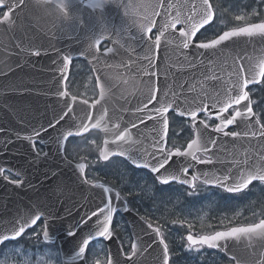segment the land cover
Returning a JSON list of instances; mask_svg holds the SVG:
<instances>
[{"label": "water", "instance_id": "1", "mask_svg": "<svg viewBox=\"0 0 264 264\" xmlns=\"http://www.w3.org/2000/svg\"><path fill=\"white\" fill-rule=\"evenodd\" d=\"M163 1L164 6L161 7L160 0H103L101 8L93 9L87 4L69 0L70 7L65 14L57 7L59 0H23V4H19V0H0L3 4L0 9L11 12L8 21L0 20V108L5 105L7 110H13L15 115L8 114V118L13 120V127L21 129L13 135L19 144L12 146L9 155L11 164L8 167L21 178V182L10 184L0 180V238L11 236L24 221L30 223L31 218L40 215L48 232L47 239L43 233V241L56 243L58 240L63 264H87L88 247L83 258H76V254L82 243L81 238L88 236L89 228L86 225L77 227V224L91 216L92 212H99L108 202V197H111L112 207L116 210L114 216L121 212L128 222L132 244H136L135 254L131 249L125 255L122 243L112 231V225L111 239L98 237L90 244L103 239L108 249V260L110 257L112 264H164L166 242L160 229L152 224L149 228L150 223L132 211L127 201L109 185L89 183L85 177L87 165L84 162L73 163L66 159L64 150L68 139L86 135L92 130L104 135L101 151L107 149L110 153H125L123 156L110 154L105 160L101 158L100 151L101 161L123 157L134 167L150 171L159 182L158 177L175 175L178 179L170 180V183L194 189L197 182L229 192L228 187L241 183L242 173L264 169V137L259 135L261 122L256 123V115L251 119L238 117L235 124L226 128L233 127L241 134L235 138L217 133L209 126L204 129L200 123L204 120L198 118L204 114L216 119L219 124L216 118L218 109L229 95L237 94L231 91L237 81L258 77L260 64L264 62V35H240L215 48H198L196 45L199 43H194L196 36L214 22L215 12L212 8L213 19L197 32L188 49L180 46V30L176 31L178 26L187 28L186 24L164 31L160 46L156 48L155 39L150 38L151 33L159 35L177 11L183 18L191 15L193 9L203 11L205 7L202 0ZM148 4L152 5L151 14L147 10ZM157 12L160 15H156ZM152 21H155V26L151 32H146ZM11 23L15 28L9 32L3 31ZM97 40L100 44L109 42L108 49L112 51L101 52L95 46ZM36 52L39 55L34 54ZM72 59H84L93 68L99 90L98 99L93 103L70 97L65 91ZM16 66L25 70L16 72ZM263 79H260V83L249 84L246 90L261 84ZM3 81L8 83L9 89L19 90L13 91L11 99L3 93ZM40 86L49 88L51 99L47 101L39 97L37 89ZM21 88L25 91L22 92ZM154 92L156 99L150 102ZM248 103L252 106L250 93L249 100L234 107L243 111ZM168 104L172 107L167 113L157 112V109ZM203 105H208L209 111L198 112L193 127L194 139L199 131L202 138L208 141L206 146L209 151L196 152V155L202 154L204 157L200 160H211V163H198L191 157L173 156L167 171L161 169L158 173L152 172L151 166H155L162 156L159 150H165L167 145L168 114L194 111ZM69 108L71 111L64 120L54 128L49 127ZM228 112L224 114L225 117L231 116ZM183 117L190 120L193 126L191 116ZM164 119L168 121L166 136ZM97 120H100L99 126L93 127ZM85 124L88 126L87 131L83 130ZM132 124L137 126L133 128ZM125 129L132 141L105 145L106 140H114ZM69 132L73 135L68 136ZM77 132L81 134L76 135ZM252 132L257 135L252 136ZM65 136H68L67 140ZM213 140L215 146L211 143ZM36 142L45 147L44 154L36 151ZM7 149H11V145ZM128 156L150 167H137ZM3 164L4 159L0 158V168H3ZM81 164L85 166L83 170L79 167ZM185 167L188 168L187 174L183 172ZM183 180L190 183H181ZM247 188L229 193H241ZM104 189L109 191L106 193ZM10 193L14 194L13 200H9ZM22 201L28 217L24 221L19 215ZM96 219L93 216L89 225L94 226ZM35 225L26 227L25 232ZM248 226H236L218 232ZM155 229H159V234ZM69 231L76 235L69 236ZM21 236L3 240L0 246ZM219 245L215 248L199 246L221 251L234 264H264V237L240 234L219 241Z\"/></svg>", "mask_w": 264, "mask_h": 264}, {"label": "rangeland", "instance_id": "2", "mask_svg": "<svg viewBox=\"0 0 264 264\" xmlns=\"http://www.w3.org/2000/svg\"><path fill=\"white\" fill-rule=\"evenodd\" d=\"M217 18L213 25L205 29L198 41H208L222 31L244 23H252L264 18V0H211ZM244 20H236V16ZM76 96L96 99L97 88L91 70L82 62L75 63L68 87ZM255 110L264 121V82L250 91ZM171 145L183 147L190 138L188 122L179 115L170 116ZM100 133H91L81 139H73L67 147V156L73 160L90 162L88 179L102 178L123 191L136 211L158 224L165 233L171 248L172 264H226L225 257L215 252H205L183 245V236L188 231L208 232L239 222L249 223L264 217V184H259L239 196H224L219 190L201 188L189 192L178 186H160L153 177L133 169L122 159L106 164L99 163L97 154L101 147ZM110 183V184H111ZM115 231L129 248L131 237L125 221L116 217ZM43 227L39 225L29 235L16 243L5 245L0 251V264H62L57 245H43L40 237ZM89 264H106L107 250L103 242L94 243L88 251Z\"/></svg>", "mask_w": 264, "mask_h": 264}, {"label": "snow or ice", "instance_id": "3", "mask_svg": "<svg viewBox=\"0 0 264 264\" xmlns=\"http://www.w3.org/2000/svg\"><path fill=\"white\" fill-rule=\"evenodd\" d=\"M47 2V0H45ZM73 3H79L81 5L87 4V7L97 9L101 8L103 5V0H72ZM203 5L205 6L203 11H196L193 9V13L191 15L185 16L182 18L181 13L177 11L176 15L171 18L169 23L164 25V30L160 32L159 35L156 36L154 44L156 48H159L161 43V37L164 35V31H166L168 28L175 29L177 25L180 24H186L187 28H181L179 32V38H180V46H182L183 49H188L190 47V44L192 42V38L196 36L197 32L200 31L201 28H203L205 25L209 24L210 21L213 19V11H212V5L209 3V0H202ZM19 4H23V0H19ZM0 6H3L2 2H0ZM19 6V5H17ZM163 0L161 2V7H163ZM57 7L61 10L62 13H67L70 7L69 0H59L57 3ZM171 7V6H170ZM11 12H6L3 17V21H8L10 18ZM156 15H160L159 12L156 13ZM236 20H244V16H236ZM155 26V21L151 22V27H148L146 29V32H151L152 27ZM143 27V26H142ZM264 35V23L259 24H251L244 27L235 28L230 31L224 32L222 35H220L217 39L212 40L208 43L201 42L198 45H196L198 48L201 49H209V48H215L217 45L221 44L224 41H227L235 36L240 35H246V36H253V35ZM96 48L99 49L100 41L97 40L95 44ZM89 47L91 48L92 45L90 44ZM108 52H111L112 49H107ZM36 55H39V52L34 53ZM67 59V58H66ZM243 68L241 67V71ZM216 78V77H214ZM264 78V62H261L260 64V71L258 74V77L253 76L251 78H244L241 81H237V83L233 86L231 89L232 92H236V95H229L228 99L223 103L222 106L218 109L217 119L220 121L219 124L216 125V127L213 129L217 133H223L224 135H231L232 137H238L241 134L238 132H227L225 129L228 126H231L236 123L238 117H242L245 119H251L255 113H253V109L250 103L246 104L244 106V110L242 111L240 108H235L233 114L230 117H225L224 114L229 111V109H233L234 105H241L242 102L249 100V92L246 90L248 88L249 84L252 83H260V79ZM155 92L150 98L151 100H155ZM86 103V102H85ZM147 105H145V108ZM172 107L171 104H168L167 106H163L160 109H157V112L161 114H165L169 111V109ZM212 107H216V105H213ZM71 111V108L68 109L61 117L60 119L56 120L55 123H50L49 127L54 128L57 124L60 123L61 120H64V118L68 115V112ZM137 111H143V109H137ZM199 111L208 112L209 106L203 105L200 108H197L194 111H180L179 115L184 116L188 115L191 116L193 120V127L195 128V120L197 117V114ZM91 119V115H89V120ZM102 119V118H101ZM143 122V121H141ZM204 129L208 128V125L205 121L200 122ZM256 123L259 124V119L256 120ZM100 124V120H97L96 123L93 125V127H97ZM137 125L132 124V127L135 128ZM118 127V126H117ZM163 128H164V135L167 134L168 129V121L167 119L163 120ZM260 128L262 129L259 133L260 136L264 137V124H260ZM84 131L88 130L87 124L84 125ZM76 135H80V132L75 133ZM39 135V133H37ZM73 135L72 132L68 133V136ZM244 135H248V133H245ZM252 136H256V132L251 133ZM68 136H65L64 139L67 140ZM129 142L132 141L131 135L128 133V130L125 129L124 132H121L120 135L116 136L114 140L112 141H105V145L112 143L117 144L118 142ZM207 140H204L201 136V133L197 131L196 138L191 140L190 143H188L187 148L184 151H181L179 148L175 149L174 151L167 152L164 154L165 150L160 149L162 156L157 161V164L155 166H151V171L154 173H158L161 171V169H164L167 171V167L170 165V162L172 160L173 156H183V157H191L192 160L197 161L198 163H211V160H200L196 152L204 151L208 152L209 149L207 148ZM212 145L215 146V141H211ZM125 155L124 152L120 153H110L107 151V149L101 151V158L107 160L109 158V155ZM128 159H132L133 164H135L137 167H150L149 164H139L135 159H133L131 156L127 157ZM155 158V157H154ZM80 169L83 170L85 167L83 164L79 165ZM4 172V169L0 168V174ZM183 172L185 174L188 173V168L185 167L183 169ZM5 179L7 177L5 176ZM160 179V182L163 184L170 183V180H177L178 177L175 175H172L168 178L164 177H158ZM260 181L264 182V169H256L255 171H250L246 174L241 175V183L237 184L234 187H228L227 191L229 192H239L243 189L247 188L250 184H252L253 181ZM13 183H20V181H12ZM181 183H190L187 180L181 181ZM194 186V185H193ZM104 191L107 193L109 190L104 189ZM119 194H117L118 196ZM115 209L112 207V199L111 197H108V202L104 205L103 208L99 209V212H92L91 216H88L87 219H83L81 222H78L77 227L82 226H88L89 232L87 237H82V243L78 246V252L76 254V258H83L84 253L90 244V242L98 237H102L105 239H111V225L113 216L115 213ZM102 215V219H100V216ZM95 216L97 219L94 221V226L89 225V221L92 219V217ZM40 215H35L33 218L29 221H24L18 229L14 230L11 234V236L5 235L2 238H0V243L3 242V240L7 239H15L19 236H21L25 232V228L31 225L36 224L38 220H40ZM149 228L152 227L151 224L148 225ZM157 234H159V229H155ZM240 234H251L256 235L260 237H264V220H261L258 224L250 225L248 227L244 228H232L230 231L227 232H216L214 235L210 236H200L198 238L193 237L191 234L187 236V241L190 246H195L197 244L199 245H207L208 247H219V241L226 240L230 237H236ZM69 236H75L76 233L73 231H69ZM45 239L48 238V232H44ZM161 243H163V240H161ZM133 254H135L136 244H132ZM97 264H99V261H97ZM108 264H112V260L109 257ZM164 264H168V249L167 245L164 246Z\"/></svg>", "mask_w": 264, "mask_h": 264}, {"label": "bare ground", "instance_id": "4", "mask_svg": "<svg viewBox=\"0 0 264 264\" xmlns=\"http://www.w3.org/2000/svg\"><path fill=\"white\" fill-rule=\"evenodd\" d=\"M93 176H95V177H101V178H108L107 176H100V175H95V174H93Z\"/></svg>", "mask_w": 264, "mask_h": 264}, {"label": "flooded vegetation", "instance_id": "5", "mask_svg": "<svg viewBox=\"0 0 264 264\" xmlns=\"http://www.w3.org/2000/svg\"><path fill=\"white\" fill-rule=\"evenodd\" d=\"M190 135H191V138H192V135H193V131H192V129H191V133H190Z\"/></svg>", "mask_w": 264, "mask_h": 264}]
</instances>
